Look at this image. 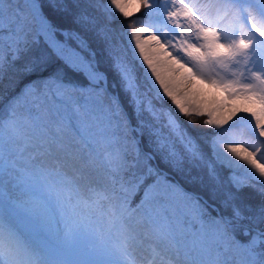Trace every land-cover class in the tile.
<instances>
[{
	"label": "snow or ice",
	"instance_id": "obj_1",
	"mask_svg": "<svg viewBox=\"0 0 264 264\" xmlns=\"http://www.w3.org/2000/svg\"><path fill=\"white\" fill-rule=\"evenodd\" d=\"M10 71L0 264H264V0H0Z\"/></svg>",
	"mask_w": 264,
	"mask_h": 264
},
{
	"label": "rangeland",
	"instance_id": "obj_2",
	"mask_svg": "<svg viewBox=\"0 0 264 264\" xmlns=\"http://www.w3.org/2000/svg\"><path fill=\"white\" fill-rule=\"evenodd\" d=\"M199 2L201 3V0H199ZM131 18H129V19H131ZM131 22H129V23H131ZM162 39H163V37H162ZM173 55H175V53H173ZM160 71L162 72V74L166 73V70L163 67L160 68ZM177 75H179V73H177ZM26 82L27 81H25L22 84V86L19 88V90H17V91L14 92V93H16V95H18L20 93L21 89L24 87V84ZM213 93H215V90L214 89L211 90V92H209L207 86H203L202 94H204L205 96H210ZM216 95H217V98L218 99H223V102L226 105L225 108H223V109L220 110L221 111V114H226L227 111H228V109L231 108V107H233V106H237V105L243 106V102L240 101V100H233V99H230V98H224L223 97V94H216ZM4 102H5V97H4V100H3V104H4ZM206 118L207 117H204V119H206ZM225 127L227 128V126H225ZM223 135H224V140L222 141V143H227V142L239 143L242 140L243 141H248L249 143H256V142H258L257 141V138L248 132V130L246 128V125L245 124H241L240 122H237V124L235 126H233L232 128H229L228 131L225 132ZM94 179L101 180L103 182H108L107 177L104 176L103 174H96L94 176ZM185 189L187 191H191L187 187H185ZM135 200L138 201L139 200V196ZM178 203H179V207L181 209H183L185 211L188 210L189 205L186 202L178 201ZM142 251L143 250L141 248H138L137 251H136L137 256L141 255L142 254Z\"/></svg>",
	"mask_w": 264,
	"mask_h": 264
},
{
	"label": "trees",
	"instance_id": "obj_3",
	"mask_svg": "<svg viewBox=\"0 0 264 264\" xmlns=\"http://www.w3.org/2000/svg\"><path fill=\"white\" fill-rule=\"evenodd\" d=\"M142 17H143V12L141 11V13H138L136 17H132L131 19H129L128 22L137 21V23H138L139 19ZM121 20H122V18H121ZM25 81H27L26 78L19 76V75H16L11 71L6 73L3 77H0V97L3 95L0 98V103L3 104L4 97H5V99H7L11 95H14V92L17 91ZM195 119H196V128L198 130H202V132H204V133H208L211 131L210 129L205 128L203 126L204 117L195 118ZM184 186L192 189L191 185H184ZM246 191L251 193V195L254 199L259 198L255 192H252L251 189H248ZM136 197L134 199H136Z\"/></svg>",
	"mask_w": 264,
	"mask_h": 264
},
{
	"label": "bare ground",
	"instance_id": "obj_4",
	"mask_svg": "<svg viewBox=\"0 0 264 264\" xmlns=\"http://www.w3.org/2000/svg\"><path fill=\"white\" fill-rule=\"evenodd\" d=\"M204 2H206V0H201V3H204ZM164 75L167 76L168 75V72L166 71V73H164Z\"/></svg>",
	"mask_w": 264,
	"mask_h": 264
}]
</instances>
